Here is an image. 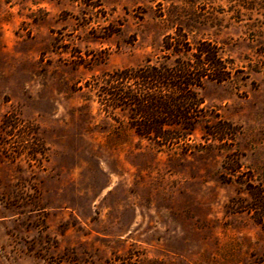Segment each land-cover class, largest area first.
<instances>
[{
    "label": "rangeland",
    "instance_id": "1",
    "mask_svg": "<svg viewBox=\"0 0 264 264\" xmlns=\"http://www.w3.org/2000/svg\"><path fill=\"white\" fill-rule=\"evenodd\" d=\"M178 31L232 70L162 143L98 94ZM260 47L264 0H0V264H264Z\"/></svg>",
    "mask_w": 264,
    "mask_h": 264
},
{
    "label": "trees",
    "instance_id": "2",
    "mask_svg": "<svg viewBox=\"0 0 264 264\" xmlns=\"http://www.w3.org/2000/svg\"><path fill=\"white\" fill-rule=\"evenodd\" d=\"M160 48L163 55L155 60L148 58L138 66L108 73L100 85L98 101L106 108L126 109L130 125L139 136L171 143L193 132L202 110L198 90L204 81H226L232 68L214 44L198 41L191 45L180 31L165 35ZM259 53L264 75V47ZM221 124L217 120L208 134L219 138L217 134L225 128ZM174 126L183 133H173ZM27 142L24 144L29 145ZM249 194L248 209L264 225V188H250Z\"/></svg>",
    "mask_w": 264,
    "mask_h": 264
}]
</instances>
